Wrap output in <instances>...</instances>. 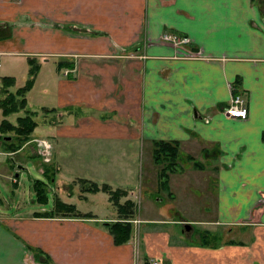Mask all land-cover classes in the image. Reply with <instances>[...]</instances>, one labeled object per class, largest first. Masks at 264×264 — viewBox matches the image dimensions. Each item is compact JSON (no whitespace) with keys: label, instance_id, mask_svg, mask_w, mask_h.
I'll return each instance as SVG.
<instances>
[{"label":"crops","instance_id":"0c3cea01","mask_svg":"<svg viewBox=\"0 0 264 264\" xmlns=\"http://www.w3.org/2000/svg\"><path fill=\"white\" fill-rule=\"evenodd\" d=\"M164 33L179 39L174 42ZM5 54L37 67L52 60L58 101L42 105L47 135L32 133L15 149H6L2 140L10 134L0 136V149L17 167L35 158L38 171L53 182V200L58 195L84 213L36 212L53 208L54 202L27 212L0 209V264H148L152 259L159 264H264V0H0V58ZM1 66L2 61L0 75H13ZM234 92L244 98L245 117L223 111ZM35 135L51 141L46 160ZM114 136L132 149L124 152L128 155L137 153L135 144L144 152L153 139L169 138L179 141L182 156L195 159V147L207 160L179 164L170 172L168 188L158 185L157 176L149 178V187L164 189L170 198L156 197L161 217L135 212L131 235L122 242H115L106 223L120 217L107 191L108 211L76 202L102 190L84 189L92 180L126 189L120 200L134 199L142 187L125 186L129 174L120 181L87 175L66 180L59 170L68 139L77 159L90 154L86 165L93 171L92 161L111 152ZM197 165L207 184L197 201L190 193L187 199L191 208H205L201 196L208 190L216 216L174 217L179 205L171 186L181 187L187 170L200 173ZM0 174L16 181L4 166ZM74 192L75 201L70 199ZM142 219L171 223V229L142 231ZM194 222H222L228 231L240 224L249 230L228 236L221 228L211 241L209 228L193 238L191 230L181 229ZM172 223L181 225L176 229Z\"/></svg>","mask_w":264,"mask_h":264},{"label":"rangeland","instance_id":"374dc122","mask_svg":"<svg viewBox=\"0 0 264 264\" xmlns=\"http://www.w3.org/2000/svg\"><path fill=\"white\" fill-rule=\"evenodd\" d=\"M2 66L1 71L12 73L14 75V84L11 85L12 89L16 86L23 84L26 80V78L29 75V63L27 59L22 58L21 56L12 55V54H5L1 56ZM56 64L50 60V61H42L39 62L38 67L36 68L35 75L33 77L32 84L30 85V88L28 91H26L27 96V104L26 107H29L32 110H35L33 117L37 121V125L33 129V134L37 133L40 135H47L46 130L47 127L43 122L44 113L46 111L42 108V105H51L53 103H56L58 101V90H57V79H56ZM24 110L20 109L14 112H11L8 114L7 117L13 119L14 116L17 113H22ZM84 114V113H83ZM3 116L2 110L0 107V119ZM11 131L7 134H11ZM1 140V138H0ZM207 144V148L210 147L209 143ZM65 149V155L60 160V168L59 170L62 172L63 176L60 177L62 179L66 180H72V178H77L79 175H87L93 178L98 179L99 177H107L110 179H113L114 181H120L121 177H125L129 174V178H127L130 182H126L124 185L133 187V189L137 190V188L142 187L141 194L139 195L135 193L134 200H135V208H136V215H139L141 217L147 216V215H157V217H161L158 209L156 207L158 206V201L156 200L157 196L163 195L166 199L170 198L168 197L167 191L164 189L156 190L152 187H149L148 185L150 180L149 178L154 179V176H157V163L152 158L151 153V147H146L144 149V152L141 151L140 145L135 144V150L137 153H130L129 155L124 153L125 151L130 152L132 149H129L123 144L121 138L119 136H114V139L112 141V144H108L109 147H112L110 153L102 152L100 157L96 159V164L93 163V171L90 170L91 168L86 165V160H90V154H86V159H77L78 154L76 155V152L73 149V143L71 139H68L64 143ZM124 147V148H123ZM0 148L1 145H0ZM122 149L124 151H122ZM193 151L195 153V159L201 162V164H205L207 161L205 158H203V155L200 151V148L193 147ZM139 152V153H138ZM185 152H182L184 154ZM182 154L179 155V164H183V167H185L184 164L190 163L192 164V160L188 159L185 155L182 156ZM128 155V156H127ZM11 155L6 154L4 150L0 149V166H4L5 168H8V171L14 174L16 181H11L10 179L6 178L4 175L0 174V209L4 212H27L31 211L35 208H40L41 204L44 205V208H50L54 202L53 200V182L47 178L45 175H43L41 172L38 171L36 168V165L34 164L35 158H26L23 160L21 167H17V162L13 161L11 159ZM211 159V158H210ZM209 159V160H210ZM14 162V163H13ZM12 164V165H11ZM188 165L187 167H191V165ZM194 167V165L192 166ZM201 166L197 165V169L200 171ZM177 168H180L179 165ZM196 170V169H194ZM190 169L189 171H186L187 176H189L192 180H189L187 176L184 177V181H182L181 187H177L173 184V191L177 192V203L179 206H177V212L175 210L172 211V215L174 217H180V216H194L195 218H215V207L212 205V201H208L207 199V192L202 193L201 199H203V202H206L205 208L200 207H190V200L187 199V195H192V197L197 201V198L206 183V180L202 178V172L196 173ZM15 172H17L15 174ZM155 172V174H154ZM168 174V177L170 175ZM36 177L42 178L46 182V186L48 188L46 189V192L48 194V200L46 201H40L36 197V192L34 190L33 181ZM182 178V176H181ZM185 180H189L192 183L187 184ZM144 186H148L145 188ZM208 187V185H206ZM205 187V188H206ZM200 193V194H199ZM78 195L76 192L72 193L70 196L71 200H77ZM106 193L103 190H98L96 195H93L92 198H87L84 200H77L76 205L80 207H93L99 211V213L105 212L109 210V207L106 206V203L108 204V201L106 199ZM194 200L195 203H197ZM188 205V207H186ZM111 206V203L109 204ZM161 209V208H160ZM174 226L176 225V229H179V223H172ZM171 223L167 222H149L146 220L139 221V229L144 230L146 227H150L153 230H157V232H164L168 229H171L170 227ZM231 230L228 229L227 224H223L222 222H194L192 225L190 224L188 229L185 227H182V230H191V238L196 236V233L200 231L202 228L207 229L208 235L206 239H209L213 241L214 234L217 235V232H221V228L223 230H227L228 236L234 235L237 231V229L242 230H249L248 227L242 226L240 224L232 225ZM148 228V229H150ZM186 232V231H185ZM223 236V235H222ZM189 237V235H188ZM220 239V240H219ZM217 241L223 242V238H218Z\"/></svg>","mask_w":264,"mask_h":264},{"label":"trees","instance_id":"16d2710c","mask_svg":"<svg viewBox=\"0 0 264 264\" xmlns=\"http://www.w3.org/2000/svg\"><path fill=\"white\" fill-rule=\"evenodd\" d=\"M36 63H31L29 66V75L23 84L11 89L10 86L14 83V76L11 74L0 75V107L3 116L0 119V136L1 138L10 133V138H2L6 141V149H15L21 142L32 137L33 129L37 123L33 117L34 111L25 107L26 91L32 84L33 77L36 71ZM23 109L22 113H17L13 119L7 117L9 113ZM264 135V134H263ZM35 140V138H32ZM152 158L157 163V181L161 187L168 188V174L177 168L179 165L180 144L179 141L169 138H155L152 140L151 148ZM191 157V154L187 155ZM194 163H201L198 160L192 159ZM44 172L48 171L46 167ZM83 179V178H82ZM36 197L40 201L47 200L45 180L36 177L33 181ZM84 189L98 190L102 189L108 192L109 199L116 204L117 211L120 214L119 218L107 221L109 229L113 234L115 242L127 240L132 232L133 224L131 217L134 216L136 208L135 201L131 197H125L120 200L119 197L126 193V189L116 186L112 187L107 182L98 184L92 180L90 184L83 186ZM38 214L52 215L55 212H71L84 213L76 209L73 202H68L60 198L58 195L54 197L53 208L46 210H36Z\"/></svg>","mask_w":264,"mask_h":264},{"label":"built area","instance_id":"2783aa9c","mask_svg":"<svg viewBox=\"0 0 264 264\" xmlns=\"http://www.w3.org/2000/svg\"><path fill=\"white\" fill-rule=\"evenodd\" d=\"M164 38L170 39L174 42H177L179 39L177 35L171 33L162 34ZM181 39H186L182 37ZM1 64V61H0ZM223 111L232 117H245L247 115V106L245 104L243 96L239 92L232 93L229 97L227 104L223 106ZM37 150L42 155L44 159H47L51 149V142L48 138L44 136H36ZM148 264H159L157 259H152Z\"/></svg>","mask_w":264,"mask_h":264},{"label":"water","instance_id":"95a60500","mask_svg":"<svg viewBox=\"0 0 264 264\" xmlns=\"http://www.w3.org/2000/svg\"><path fill=\"white\" fill-rule=\"evenodd\" d=\"M7 136L9 137V134ZM189 225H190L189 223H186L185 224L186 227H189Z\"/></svg>","mask_w":264,"mask_h":264},{"label":"bare ground","instance_id":"6f19581e","mask_svg":"<svg viewBox=\"0 0 264 264\" xmlns=\"http://www.w3.org/2000/svg\"><path fill=\"white\" fill-rule=\"evenodd\" d=\"M0 61H1V58H0ZM36 140V139H35Z\"/></svg>","mask_w":264,"mask_h":264}]
</instances>
